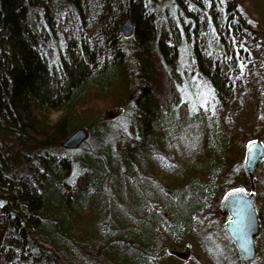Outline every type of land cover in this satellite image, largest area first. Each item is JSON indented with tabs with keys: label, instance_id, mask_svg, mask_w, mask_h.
<instances>
[{
	"label": "trees",
	"instance_id": "16d2710c",
	"mask_svg": "<svg viewBox=\"0 0 264 264\" xmlns=\"http://www.w3.org/2000/svg\"><path fill=\"white\" fill-rule=\"evenodd\" d=\"M253 4L173 0L159 20L160 0H0V264H159L218 216L221 177L250 181L218 110L264 54ZM79 128L90 138L63 148Z\"/></svg>",
	"mask_w": 264,
	"mask_h": 264
},
{
	"label": "rangeland",
	"instance_id": "374dc122",
	"mask_svg": "<svg viewBox=\"0 0 264 264\" xmlns=\"http://www.w3.org/2000/svg\"><path fill=\"white\" fill-rule=\"evenodd\" d=\"M253 2L254 7L252 9L254 11L252 13H256L255 16L259 18L260 23L264 24V0H253ZM169 5L173 6V0H160V11L158 15L159 20H161L165 7ZM246 5L248 6V4ZM133 34L134 32L128 37H125L124 35L123 36L125 38H130L133 36ZM124 46L125 48H127L129 59H131L132 70L134 71L136 69V60L133 56H131V51H133L134 47L137 46L136 42L135 40L130 38L124 42ZM186 55V48L184 47L181 57L182 66L186 64ZM253 62L254 66L249 81L247 76L246 81L244 82V86H242L234 96L225 101L224 105L221 106L218 110L219 115L227 117V119L231 123V126L235 130L237 138L239 140L242 139L241 141L247 142L244 151H246V146L249 142L260 140L258 132L262 130L264 131V54H261V52H256L253 58ZM253 84L255 86L257 85L258 88H255ZM198 92V98L194 97L195 95L192 97L193 102L205 107H213L212 103L209 101L211 97L209 94V90L204 84L199 83ZM101 108L103 109V107ZM104 112L106 113V118L112 121V123L114 121H117L118 118L111 119L109 117L110 113H116L115 108L108 106ZM59 115L60 113L56 112L52 114V117L56 118ZM244 157L241 159L242 162L240 164L242 168ZM261 169L264 171V160L260 162L256 172L260 171ZM236 171H232L230 174L223 175L221 177L220 190H217V192L215 193L217 195H214L215 200L219 199L217 206L213 208V210L218 211V216L214 218L212 217L209 220H203L196 228L197 232L199 233L197 235H192V237L188 238L181 248L174 250L179 253H184L186 249L189 248L190 254L187 259L175 256L177 258H168L165 261H160L159 264H232L236 260V258L239 261L236 247L233 246V249L228 250V247L231 246L228 243L227 245H225L224 243V234H226L224 231V227L227 224L228 219L227 215H223L220 211L221 201L226 192L229 191L227 188H229L230 186H238L240 184L239 182L243 180L244 183L241 182V184L243 185L246 183L245 179L240 178V176L238 175L239 173H236ZM160 179L162 180V183H167L163 177H160ZM240 188H244L248 193L253 192L257 195L256 190L258 188L259 190L261 189L262 193H264V182L262 181L258 183L255 179H253L250 180L247 185ZM236 189H239V187ZM256 205L259 212V217L261 218V215L264 216V197L260 198L259 201L257 198ZM261 227L263 232L264 224L262 223V221ZM203 237H206L205 241L203 240ZM261 237L258 238L256 243L258 257L254 264H264V239L262 240ZM199 238H201L202 241H198ZM260 239L261 241H259ZM226 254L227 257L225 258L224 256Z\"/></svg>",
	"mask_w": 264,
	"mask_h": 264
},
{
	"label": "water",
	"instance_id": "95a60500",
	"mask_svg": "<svg viewBox=\"0 0 264 264\" xmlns=\"http://www.w3.org/2000/svg\"><path fill=\"white\" fill-rule=\"evenodd\" d=\"M121 32L125 37L134 32V25L127 17L121 24ZM123 109L110 113L111 119L118 118ZM90 134L86 128H79L70 134L63 142L62 147L67 150L78 149L89 138ZM264 159V144L262 141H251L247 144L243 168L249 179H253L257 167ZM257 196L255 193H247L244 189L228 191L220 204V211L228 215L229 220L224 227L225 233L235 245L241 264H254L258 257L257 240L261 236V221L257 210ZM190 249L184 253L174 252V255L187 259Z\"/></svg>",
	"mask_w": 264,
	"mask_h": 264
},
{
	"label": "snow or ice",
	"instance_id": "6c2138e0",
	"mask_svg": "<svg viewBox=\"0 0 264 264\" xmlns=\"http://www.w3.org/2000/svg\"><path fill=\"white\" fill-rule=\"evenodd\" d=\"M162 159V158H161ZM167 166V165H166Z\"/></svg>",
	"mask_w": 264,
	"mask_h": 264
}]
</instances>
